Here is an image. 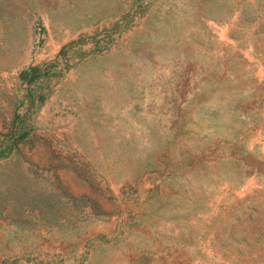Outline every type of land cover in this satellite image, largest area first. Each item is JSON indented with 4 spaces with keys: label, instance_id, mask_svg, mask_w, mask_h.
I'll return each mask as SVG.
<instances>
[{
    "label": "rangeland",
    "instance_id": "obj_1",
    "mask_svg": "<svg viewBox=\"0 0 264 264\" xmlns=\"http://www.w3.org/2000/svg\"><path fill=\"white\" fill-rule=\"evenodd\" d=\"M0 264H264V0H0Z\"/></svg>",
    "mask_w": 264,
    "mask_h": 264
},
{
    "label": "trees",
    "instance_id": "obj_2",
    "mask_svg": "<svg viewBox=\"0 0 264 264\" xmlns=\"http://www.w3.org/2000/svg\"><path fill=\"white\" fill-rule=\"evenodd\" d=\"M65 48H63L60 53L63 54L64 53ZM39 72L38 67H31L26 71H23L19 74V80H21L22 82H27V83H32L36 77L37 74ZM44 98L40 97V102H43ZM14 137V135H12ZM23 139V137H20L17 139V141H21Z\"/></svg>",
    "mask_w": 264,
    "mask_h": 264
}]
</instances>
